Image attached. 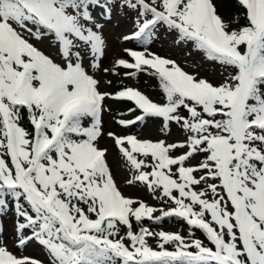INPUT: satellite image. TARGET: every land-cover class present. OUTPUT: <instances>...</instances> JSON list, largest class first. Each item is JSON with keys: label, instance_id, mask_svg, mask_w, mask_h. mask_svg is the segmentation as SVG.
Listing matches in <instances>:
<instances>
[{"label": "snow or ice", "instance_id": "snow-or-ice-1", "mask_svg": "<svg viewBox=\"0 0 264 264\" xmlns=\"http://www.w3.org/2000/svg\"><path fill=\"white\" fill-rule=\"evenodd\" d=\"M113 3L0 0V214L13 210L17 246L35 240L47 264H264V0H235L240 11L228 19L219 0H121L137 10L123 40L145 47L125 48L127 59L104 67L98 17L110 19ZM158 26L223 67V82L151 52ZM120 67L126 77L155 78L161 101L132 86L101 90L100 74L119 75ZM107 99L130 102L133 118L116 120L123 128L160 119L161 133L175 123L184 136L105 133ZM104 135L133 172L127 183L162 193L155 198L169 206L123 194L99 144ZM169 217L212 246L179 232L133 230V221ZM0 264L44 262L0 242Z\"/></svg>", "mask_w": 264, "mask_h": 264}, {"label": "rangeland", "instance_id": "rangeland-1", "mask_svg": "<svg viewBox=\"0 0 264 264\" xmlns=\"http://www.w3.org/2000/svg\"><path fill=\"white\" fill-rule=\"evenodd\" d=\"M223 1L225 0H219L218 11L225 19H228L232 15L225 10L227 2L224 4ZM96 11L100 12L101 10L97 9ZM98 19L104 24L103 35L106 40V54L102 59L104 67H110L118 58L127 59L128 57L123 51L125 48L142 50V48L145 47L135 40H123V36L130 34L136 28L137 10L127 6H121V0H114V3L111 5L110 19L107 17H98ZM174 36L175 33H171L166 30V28L158 26L151 42L146 45V47H148L151 52L176 60L177 63L190 74H198L199 77L207 78L209 81L217 84L223 82L227 76V72L223 67L214 61L206 59L202 52L193 49L190 44L174 43ZM125 71L127 70L120 67L117 68L119 75L101 73L99 77L102 80L101 90L114 92L124 86H132L138 88L157 102L161 101L162 92L155 78L149 77L146 74H139L137 77H126L124 76ZM229 71H231V69H229ZM108 80H111L112 83H105ZM105 103L110 108V111L105 112L103 116L105 133L108 130H115L118 133L137 135L138 138L141 139L162 138L166 139L168 142L180 140L184 136V133L175 123L170 126V133H161L159 131L162 127V121L160 119H148L144 124L138 123L129 128H123L116 123V120L121 118L119 115L120 113L126 114L127 118H133L131 115L127 114V109L131 106L130 102H117L107 99ZM99 144L101 147H106L108 149V164L117 186L125 196H129L135 200H142L156 208H166L172 203L167 198H165V200L156 199L155 196L158 194L162 195V193L153 194L143 184H128L127 181L131 179L133 172L127 166L126 160L123 158L122 153L113 139L104 135L100 138ZM199 159H202V157H197V160ZM193 163H195V161H193ZM159 214V212L154 213V215ZM15 221L16 218L11 208L8 209L5 214H0V226H2V230H0V242L6 243L8 250L18 257L28 256L47 264L48 257L46 255V250L35 240L28 243L26 247L22 249L17 246L15 239ZM141 226L148 228L149 231L153 233H158L160 231L179 232L188 240L201 239L205 245L212 246L201 231L193 229L190 235L189 226L178 217L165 218L160 222L145 219L140 224H136V222L133 221L134 231H138ZM26 234H30V230H27ZM123 234L124 230L122 229L121 235ZM147 239L150 245L153 247L157 246V236H151Z\"/></svg>", "mask_w": 264, "mask_h": 264}, {"label": "trees", "instance_id": "trees-1", "mask_svg": "<svg viewBox=\"0 0 264 264\" xmlns=\"http://www.w3.org/2000/svg\"><path fill=\"white\" fill-rule=\"evenodd\" d=\"M227 2V3H226ZM223 3H226V7L225 10H227V12H229L230 15H233V13H238L240 10L237 8L235 0H225L223 1ZM223 4V6H224ZM241 23H243V21L241 20ZM124 106V105H123Z\"/></svg>", "mask_w": 264, "mask_h": 264}]
</instances>
